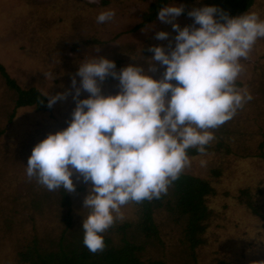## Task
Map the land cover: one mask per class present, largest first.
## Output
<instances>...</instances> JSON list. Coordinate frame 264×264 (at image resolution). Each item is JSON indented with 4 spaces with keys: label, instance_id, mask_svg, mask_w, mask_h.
<instances>
[{
    "label": "rangeland",
    "instance_id": "374dc122",
    "mask_svg": "<svg viewBox=\"0 0 264 264\" xmlns=\"http://www.w3.org/2000/svg\"><path fill=\"white\" fill-rule=\"evenodd\" d=\"M151 1L0 0V62L8 75L22 89L36 88L47 100V94L71 90L49 111L19 108L9 119L15 95L0 75V264H17L16 253L33 239L44 249L51 248L63 230V210L54 203V192L35 178L29 180L26 166L33 147L71 121L76 106L72 79L75 77L78 87L81 78L76 73L80 63L105 57L115 62L116 71L130 64L147 68L146 58L154 55L149 47H167L169 40L174 47L177 33L170 24L160 22L158 16L134 30ZM170 4L183 5L188 11L207 6L203 0L187 5L172 0L167 3ZM107 10H115V18L98 23L97 16ZM248 12H257L264 19V0H254ZM176 22L184 27L191 25L193 19L183 13ZM158 31L168 32L169 40H157ZM140 56L143 59H134ZM241 62L246 71L237 83L246 87L253 99L233 120L215 130V136L216 132L221 136H216L211 145L221 142L223 150L191 157L192 166L184 172L209 180L215 191L206 199L212 215L204 240L192 257L189 248L180 242L179 227L165 211L158 210L154 218L163 243L147 244L141 256L144 262L160 259L165 264H216L224 260L227 264H264V222L239 198L240 191L247 189L252 200L264 208V38L257 40L249 58ZM164 71L165 67L157 65L151 75L159 79ZM118 83L112 77L105 79L102 94L118 93ZM88 96L81 91L79 99ZM200 160H206L207 166L201 167ZM213 169L220 170L218 177L212 175ZM72 179L76 191L68 195L75 226L82 225L89 214L83 200L91 185L76 175ZM122 212L123 220L116 223L135 222L131 203Z\"/></svg>",
    "mask_w": 264,
    "mask_h": 264
},
{
    "label": "clouds",
    "instance_id": "9594fccd",
    "mask_svg": "<svg viewBox=\"0 0 264 264\" xmlns=\"http://www.w3.org/2000/svg\"><path fill=\"white\" fill-rule=\"evenodd\" d=\"M184 11L175 4L159 10V21L177 33L175 44L168 32H156L157 40L169 43L148 48L154 55L146 58L147 68L130 64L116 71L115 62L105 57L81 62L80 85L72 79L76 106L71 121L37 143L28 158L27 177L48 191L74 193V175L90 182L83 200L90 211L82 229L83 244L92 254L104 251L103 234L123 220V207L166 195L192 166L189 150L206 155L215 130L253 99L237 82L246 71L241 61L264 38V19L257 12L232 17L203 6L188 11L193 23L181 27L176 20ZM115 15L107 10L96 19L106 23ZM157 65L165 67L159 79L151 75ZM109 76L119 82L115 95L102 94ZM81 91L88 98L79 99ZM70 92L47 94L48 107ZM200 166L207 161L200 160Z\"/></svg>",
    "mask_w": 264,
    "mask_h": 264
},
{
    "label": "trees",
    "instance_id": "16d2710c",
    "mask_svg": "<svg viewBox=\"0 0 264 264\" xmlns=\"http://www.w3.org/2000/svg\"><path fill=\"white\" fill-rule=\"evenodd\" d=\"M172 0H152L142 16L141 22L134 30L153 22L159 10ZM189 4L196 0H173ZM107 3V0H105ZM207 6L222 9L232 17L245 14L251 9L254 0H203ZM184 13H188L185 9ZM119 64V63H118ZM0 75L6 85L14 91V110L10 114L12 119L16 109L33 107L38 112L49 111L47 98L36 88L22 89L16 80L10 77L0 62ZM111 80V76L106 78ZM175 83V81H174ZM40 101H43L42 103ZM0 133H2L0 131ZM216 136L220 133L216 132ZM221 136V134H220ZM219 136V137H220ZM223 144L208 146L207 153H220ZM227 150L225 153L227 154ZM190 157L200 155L195 149L189 150ZM264 158V156H263ZM212 175L218 177L219 169L211 170ZM54 192L53 201L63 210L61 222L63 230L56 243L49 249L38 245L33 239L31 244L25 245L16 253L17 264H165L160 259L141 260L147 244H162L159 226L155 223L156 211H165L167 216L179 227L180 242L189 248L193 257L194 249L203 242V233L211 218V211L206 205V199L214 195L215 191L209 180L183 173L169 188L166 195L142 204L131 203L135 207V222L124 221L114 223L103 235L105 249L103 252L92 254L83 244L84 231L82 225H73L71 213V199L68 192L60 188ZM239 198L252 212L264 222V208L252 200L249 190L240 191ZM216 264H227L218 260Z\"/></svg>",
    "mask_w": 264,
    "mask_h": 264
}]
</instances>
